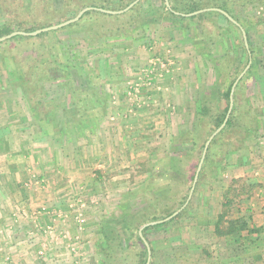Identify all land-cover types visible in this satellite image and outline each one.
Listing matches in <instances>:
<instances>
[{
	"label": "rangeland",
	"instance_id": "374dc122",
	"mask_svg": "<svg viewBox=\"0 0 264 264\" xmlns=\"http://www.w3.org/2000/svg\"><path fill=\"white\" fill-rule=\"evenodd\" d=\"M233 1L227 0L231 3L229 8L247 25L243 27L249 29L256 52L255 69L244 86L246 108L257 114L259 130L264 136V24L261 23L264 4L243 5ZM140 3L131 13L115 17L92 14L68 29L50 31L34 39L19 37L1 43L4 46L0 47V127L11 123L21 138L34 130L35 135L41 136L40 141L48 134L57 135L50 130V125L40 122L38 110L24 100L19 82L21 75L17 69V64L33 66L36 61L47 62L50 55L57 54L61 63L73 66L84 117L88 114L97 119L94 126L86 127L87 133L92 135L96 130L97 135L104 133L108 125L115 123L118 133L124 134L126 157L116 154L110 160L107 156H96L92 161L87 157L83 163L85 171L101 160L106 167L107 164L117 167L118 173L107 175L100 171L101 178L98 179L102 182L98 185L87 178L91 175L79 174L91 186L85 190L79 187L73 174L72 177L63 176L65 189L72 187L64 196L67 208L62 207V213L59 211L62 215L49 213L53 222L50 224L44 222L47 217L37 214L39 231L36 229L34 241L28 242L33 248L18 255L9 250L2 251L0 264H104L103 222L112 223L123 215L145 212L149 202L155 203L157 209L153 211L159 217L155 221H160L181 208L184 204L179 207V202L189 196L193 181L188 173L170 188L168 178H149L143 172L144 168L162 170L169 163L165 154L169 148L176 154L189 148V145L174 146L172 137L179 133L182 125L190 127L193 124L201 100L217 97L215 61L231 51L230 56L234 58L231 75L247 66H243L244 39L217 13L206 12L203 17L186 22L169 16L160 19L156 11L163 10L162 0H142ZM3 20L0 10V24ZM219 29L226 32H219ZM208 33L212 36L206 37ZM63 82L45 81L43 88L47 98L58 107L55 120L67 128L62 126L65 136L60 143L64 149L58 159L64 168L68 167L67 175H70L69 170L73 171L77 164L80 145L95 144L96 149L104 151L109 144L112 148V142L109 140L107 144L103 141L106 137H100L89 144L82 141L83 135H77L73 125H78L79 119L73 114L78 110L73 105L72 92ZM218 104L220 108L225 106L221 99ZM42 124L48 127L44 130ZM81 128L78 127L77 132L80 133ZM111 128L113 126L108 128L110 135L113 133ZM55 142L51 145L58 146L59 143ZM255 143L264 147V138L247 144L248 150L240 155H233L224 172L211 167L199 189H195L186 212L169 226L153 228L147 233L148 242L154 247L153 264H264V231H244L236 237L219 236L215 232V224L223 211L224 194L232 186L237 187L236 194L232 195L235 203L225 221L249 216L252 226L264 228V206L255 207L251 202V199L262 202L261 182L258 181H264V166L261 164L264 149L260 146L256 147V152L252 151L250 147L253 148ZM226 149L225 144L218 146L216 156L220 157ZM86 150L82 149L79 156L85 157ZM258 168L262 170L256 171ZM71 179L72 183L69 182ZM235 180L240 182L235 183ZM39 182L41 186L49 184L43 178ZM243 186L249 191L242 193ZM239 191L241 195L235 196L240 194ZM258 193L261 194L259 197ZM164 194L168 197L160 200L158 196ZM43 211L42 208L36 209V212ZM147 223L150 222L143 225ZM119 234L126 246L129 233L122 229ZM25 249L24 244L19 248L20 251ZM143 251L138 242L134 250L136 256L123 260L120 256L118 263L139 264Z\"/></svg>",
	"mask_w": 264,
	"mask_h": 264
},
{
	"label": "trees",
	"instance_id": "16d2710c",
	"mask_svg": "<svg viewBox=\"0 0 264 264\" xmlns=\"http://www.w3.org/2000/svg\"><path fill=\"white\" fill-rule=\"evenodd\" d=\"M134 1L135 0H0V10L3 14L4 19L2 24H0V37L6 36L15 31L33 32L44 27L60 24L61 22L68 20L72 15L79 13L86 7H98L106 10L118 11L124 9ZM162 1L164 3L163 10L157 9L156 11V16L160 19L167 18V16H169L171 18H178L179 20L186 22L193 21L194 19L203 17L205 15V13H203L188 18L177 16L173 12L169 11L165 5V1ZM169 1L174 11L185 14L193 13L205 8H220L228 12L242 26H247L240 19V17L237 16L234 10L229 8L231 7V3H228L227 0H225L226 2L220 0ZM239 2H241V4L243 5L245 3L253 4L256 2L264 4V0H235L232 3L237 4ZM140 4L141 3L137 4L129 12H134ZM212 13H217L220 16H223L218 12ZM92 14H100L104 17H115L114 15L94 10L86 12L77 23L81 22L87 16ZM66 15L69 17L67 18ZM223 17L226 19L230 26L236 28L239 31L241 37L243 38L240 28L230 22L225 16ZM261 18V23L264 24V17ZM77 23H74L62 29H68L75 26ZM222 30L223 32L225 31L224 29H219V32H222ZM246 32L248 35L251 57L254 62L256 52L253 48L250 31L247 27ZM44 34L45 33L29 38L34 39ZM223 35V37L226 38V35ZM211 36L212 35L208 33L206 37ZM19 37L23 38L22 36H18L9 39V41H12ZM1 46L4 45L0 43V47ZM243 50L245 56L243 66H245L250 60V55L245 47L244 40ZM230 53L231 51H228L226 55L222 56V58H220L218 61H215V70L217 72V80L215 82V86L218 88L216 93L217 97L213 100H210L208 98L201 100L198 103L193 124L190 127L187 125H182L179 129V133L176 136H173L171 139V144H173L174 146L189 145V148L182 154L172 153V148H169L165 152L166 158L169 163L168 166L166 164L167 167L163 166L164 170H155L154 167L147 169L144 168L143 172L145 174H148V176H150L149 178H168L169 180L167 183L169 184L170 188L174 183H176V181L184 178L187 173L190 175L191 181L194 180L205 147V143L211 136V134L224 122L230 106L232 86L237 77L245 68L242 67V69L238 70L235 75H231L234 58H231ZM57 58V54H52L47 58V62L38 60L33 66L29 64H25V66L17 64V69L21 75L19 82L24 100L31 107L38 110L37 114L40 122H44L45 124L50 125V130H53L55 133H62L64 131L62 126L67 129L66 125L60 126L59 123L55 120L57 114L56 110L58 109V107L54 106L52 102L47 98V94L43 88V83L45 81L51 80L57 82L64 81L63 83L65 84V86H67L68 89H70V91L72 92L71 96L72 100H74L73 105L78 110V113L72 114L78 117V119L80 120L82 117H84V110L83 106L81 105L82 99L78 98L81 95V91L76 89L78 80L75 72L72 70L73 66L69 63L63 64ZM254 69L255 66L253 63L250 70L247 72L245 77L240 81L236 88L234 95L235 104L230 119L226 127L212 141L208 149V153L196 186V188L198 189L207 173L211 170V167H218L217 169H220L221 172H224L229 167L230 160L233 155H240L242 152H244V150H248L247 144L256 142L259 139L263 138V135L259 130L257 114H255L252 109L246 108L247 96L244 92V86L246 85L247 80L251 78ZM82 86L85 87L84 83L82 84ZM82 86H80V88ZM220 99L225 103V106L223 108L219 107L218 101ZM65 114L66 116H68L67 113ZM47 125L42 124V129L45 130L48 127ZM77 126L78 125L74 123L73 127L75 131H77ZM223 144L226 145L227 149L223 150L220 157H218V155L216 156L217 147ZM191 162L193 164L192 167L189 168ZM234 182L236 183L240 181L235 180ZM241 188H243L242 193H246L249 191L248 188L245 189V186ZM236 190L237 187L232 186L224 194L223 211L219 215V218L215 224L216 234L225 237H236V235L244 231H247L249 233H260L264 231L263 227H255L254 225L252 226L249 216L225 221L232 205L235 203L232 195L236 194ZM240 195L241 192L239 195L235 196ZM187 196L188 195H186V197L179 202V207H181L185 203ZM167 197L168 194H164V196H158L160 200L166 199ZM147 206L148 207L145 212L143 211L140 213H130L128 215H123L120 219H116L112 223L106 221L102 223L101 231L102 237L104 239V246L102 247L104 253V264H119L118 261H120V256L122 260L129 257L133 259V257L136 256L134 250H136L138 242L144 249L143 255L140 254L139 264L146 263L148 254L147 247L144 244L143 240L140 238L138 231L144 223L159 220L158 215L154 212L157 209L155 203L149 202ZM186 210L187 208L182 213L186 212ZM182 213L177 217H180ZM171 214L172 213H170L169 215ZM177 217L169 222L147 227L143 232L144 236L148 240L147 233L151 229L165 228L173 223L177 219ZM122 229L126 230L130 236L129 243L126 246L122 243L121 234H119ZM150 245L152 244L150 243ZM153 250L154 247L152 245V252ZM151 264H153V261H151Z\"/></svg>",
	"mask_w": 264,
	"mask_h": 264
},
{
	"label": "crops",
	"instance_id": "0c3cea01",
	"mask_svg": "<svg viewBox=\"0 0 264 264\" xmlns=\"http://www.w3.org/2000/svg\"><path fill=\"white\" fill-rule=\"evenodd\" d=\"M94 118L89 117L87 114L85 117H82L80 120H78V127L82 128L80 130V133L76 131V133H78L77 135H83L84 138H81L83 139L82 141L89 142V144L92 143L95 138L99 139L100 137H106L105 139H103V141H106L108 144L110 140L112 142V148H109V146H111V144H109L106 147V150L99 151L98 148H95V144H86L85 147H82L80 145L81 147L79 146V149L77 150L78 154H76L77 164L75 165V168H73V171L72 169L69 170L70 175H67L68 167L64 168V164L59 163L60 159H58L60 153H62L64 149V146H62V144L60 143L62 142L61 139L65 136L63 133H57V135L55 136H50L52 134H48L44 136V138L40 141L39 139L41 138V136L39 137L38 135H35L33 132L34 130H31V133L28 136H23L21 138L20 135L14 130L11 123H6L5 126L0 127L1 255L4 253L2 251L8 252V250L11 252V254L16 255L23 254L25 252L28 253V248H33L28 244V242L34 241V239L32 240V238L35 237V231L36 229L38 230L40 225V218L37 216V214H41L47 217V219H44V222H50V224L52 221L48 215L49 213H56L60 216L62 215L59 214L62 207L67 208L64 196L68 194V191H70L72 187L71 186L70 188L65 189L66 182L62 183V181L64 180L63 176L69 177L71 176V174H73V178L77 180L79 187L81 186L82 189L85 190L91 186L89 185V181L84 179L79 174L87 173L91 175L87 176V178L90 179L93 184L95 182V184L97 183L98 185L102 182V180L99 181V179L101 178L99 175L100 171H102L103 174L107 175L118 173L117 167L109 166L110 164L108 165L107 163H105L108 166L106 167V165L101 163V160L95 162L96 165L87 167L90 169L85 171L86 167L83 163L87 161V157H91L90 159H88L91 161L93 160V157L95 158L96 156H107L110 160H112V158L117 155L126 157L125 150L123 149L124 146L122 138L124 134L121 135V133H118L119 130L116 129L115 123L108 125L107 130L104 133H99L97 135V130L96 132L94 131L92 135L87 133L88 128L86 127L94 126V120L97 121V119ZM110 126H113L114 128H111L113 132L111 135L109 134L110 132L108 129ZM69 136L70 135H68V140H70ZM53 141H57L59 144L57 142L55 143H57L58 146L55 144L51 145V143H54ZM113 142L117 143V147H114L116 143ZM260 146L262 145L255 143L253 148H250L252 149V151L256 152V147ZM85 148L88 149L85 151L88 154L85 157H83L84 155L79 156V153H82V149L85 150ZM261 149H264V147L262 146ZM79 157L82 158L80 159L82 160V164L79 161ZM65 163H67V161ZM261 164L264 166V161ZM122 167L124 168L125 166L123 165ZM259 170H262V168L256 169V171ZM120 172L121 171H119V173ZM111 177H113V175ZM41 178L47 180L49 184L46 186H41L42 183L39 182ZM115 179L118 180L117 177ZM69 182L72 183L73 179H71ZM258 182H261L260 192H262V202L260 199L256 201L251 199L252 205L255 207H258L259 204L264 206V181ZM260 195L261 194L258 193L257 197H259ZM89 199L91 198L89 197L88 200ZM41 208L45 211L36 212V209L41 210ZM59 221H61V219H59ZM23 244L26 246V249L20 251L19 248H23Z\"/></svg>",
	"mask_w": 264,
	"mask_h": 264
},
{
	"label": "water",
	"instance_id": "95a60500",
	"mask_svg": "<svg viewBox=\"0 0 264 264\" xmlns=\"http://www.w3.org/2000/svg\"><path fill=\"white\" fill-rule=\"evenodd\" d=\"M141 1L142 0H135L130 5H128L126 8H124L122 10H118V11L106 10V9L98 8V7H86L84 9H82L74 18H71V19H69L67 21H64V22L60 23V24L52 25V26L45 27V28H41V29H38V30L33 31V32L15 31V32H12V33H10V34H8L6 36L0 37V43H2L4 41H7L9 39H12L14 37H18V36H22V37H35V36H38V35L43 34V33H47V32H50V31H55V30L62 29L64 27H67L69 25H72V24L78 22L81 19V17L86 12H88V11H94V10H96V11H100L102 13H106V14H110V15H122V14H125V13L129 12L132 8H134ZM164 1H165V5H166V7H167V9L169 11H171L174 14H176L177 16H181V17L188 18V17L197 16V15H200V14H203V13H206V12H218V13L222 14L223 16H225L230 22H232L234 25H236L237 27L240 28V30H241V32L243 34V39H244L245 47L248 50L249 55H250V60H249V62L247 64V66L245 67V69L237 77V79L235 80V82H234V84L232 86L231 95H230V106H229V109H228V112H227V115L225 117L224 122L222 123V125L218 129H216L211 134V136L207 139V141L205 143V147H204V150H203V153H202V157H201V160L199 162V165H198V168H197V171H196L194 180H193V184H192V187H191V190H190V193H189V196H188L186 202L184 203V205L181 208H179L177 211H175L169 217H167V218H165L163 220H160V221H154V222L147 223V224L143 225L140 228V230H139V236L143 240L144 244L147 247V251H148V259H147L146 264H151V260H152V249H151V246H150L148 240L144 236V233H143L144 230L147 227L155 226V225H158V224H163V223H166V222L171 221L172 219H174L175 217H177L179 214H181L188 207V205H189V203H190V201H191V199H192V197L194 195V192H195V189H196L198 180H199V175H200V172L202 170L203 164L205 162V159H206V156H207V153H208V149H209L212 141L226 127V125H227V123H228V121L230 119L231 113L233 111V108H234V104H235L234 95H235L236 88H237L238 84L240 83V81L245 77V75L247 74V72L250 70V68L252 66V63H253L252 57H251V52H250V46H249L247 32L244 29V27L237 20H235L228 12H226V11L220 9V8H206V9L198 10V11L193 12V13L185 14V13H180V12L174 11L172 9V6H171L169 0H164Z\"/></svg>",
	"mask_w": 264,
	"mask_h": 264
},
{
	"label": "built area",
	"instance_id": "2783aa9c",
	"mask_svg": "<svg viewBox=\"0 0 264 264\" xmlns=\"http://www.w3.org/2000/svg\"><path fill=\"white\" fill-rule=\"evenodd\" d=\"M82 206L84 207L85 205L83 204Z\"/></svg>",
	"mask_w": 264,
	"mask_h": 264
}]
</instances>
